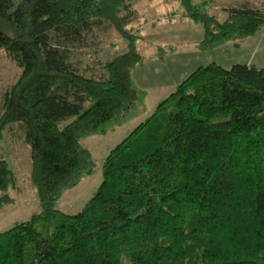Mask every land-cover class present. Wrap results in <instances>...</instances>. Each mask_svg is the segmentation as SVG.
I'll list each match as a JSON object with an SVG mask.
<instances>
[{
  "label": "trees",
  "instance_id": "1",
  "mask_svg": "<svg viewBox=\"0 0 264 264\" xmlns=\"http://www.w3.org/2000/svg\"><path fill=\"white\" fill-rule=\"evenodd\" d=\"M133 1L0 0V51L16 67L0 96V139L28 146L39 204L0 231V264H264V69L253 64L196 66L107 152L76 213L54 207L92 172L79 139L137 99ZM179 3L201 25L200 49L264 25V7L243 3L218 21ZM103 24L125 51L78 64L72 51ZM14 187L0 159V207Z\"/></svg>",
  "mask_w": 264,
  "mask_h": 264
},
{
  "label": "rangeland",
  "instance_id": "2",
  "mask_svg": "<svg viewBox=\"0 0 264 264\" xmlns=\"http://www.w3.org/2000/svg\"><path fill=\"white\" fill-rule=\"evenodd\" d=\"M202 12L221 21L227 9L245 4L264 7V0H190ZM135 14L125 28L134 34L132 41L141 56V64L131 78L137 99L117 120L103 124L104 133H92L79 139L94 163L90 174L81 175L77 183L61 191L54 207L64 213H76L92 195L101 180V163L107 152L137 123L147 117L158 101L196 66L214 62L222 67L233 63L253 64L264 69V25L254 34L229 39L214 48L200 49L202 37L199 22L186 15L179 0H134ZM127 40L103 24L92 31L84 47L75 48L74 61L80 65L97 66L98 60L117 55L126 49ZM143 72V75L142 73ZM16 73V67L0 51V96ZM0 159L13 172L16 187L8 189L11 201L0 207V231L15 222L26 220L39 211L34 186L29 180V149L20 141L2 136Z\"/></svg>",
  "mask_w": 264,
  "mask_h": 264
},
{
  "label": "crops",
  "instance_id": "3",
  "mask_svg": "<svg viewBox=\"0 0 264 264\" xmlns=\"http://www.w3.org/2000/svg\"><path fill=\"white\" fill-rule=\"evenodd\" d=\"M142 73V75H143V72H141Z\"/></svg>",
  "mask_w": 264,
  "mask_h": 264
}]
</instances>
